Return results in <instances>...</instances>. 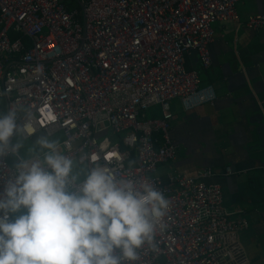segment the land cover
<instances>
[{"label": "built area", "instance_id": "2783aa9c", "mask_svg": "<svg viewBox=\"0 0 264 264\" xmlns=\"http://www.w3.org/2000/svg\"><path fill=\"white\" fill-rule=\"evenodd\" d=\"M238 1L0 0V115L13 110L17 123L0 155V188L19 161L43 164L48 150L27 160L19 147L12 151L42 132L86 175L103 167L136 187L149 182L168 199L152 245L127 264H251L239 237L249 220L223 205L211 168L196 176L157 172L176 155L170 101L190 110L215 98L184 67V55L193 50L209 67L212 25L238 22ZM246 26L264 28V14ZM152 105L161 116L144 118ZM75 176L74 186L85 177Z\"/></svg>", "mask_w": 264, "mask_h": 264}, {"label": "clouds", "instance_id": "9594fccd", "mask_svg": "<svg viewBox=\"0 0 264 264\" xmlns=\"http://www.w3.org/2000/svg\"><path fill=\"white\" fill-rule=\"evenodd\" d=\"M14 130L9 110L0 115V155ZM37 143L48 149L43 164L19 161L0 188V264H127L144 243L152 245L169 205L162 192L103 167L74 186L73 160L55 141Z\"/></svg>", "mask_w": 264, "mask_h": 264}, {"label": "crops", "instance_id": "0c3cea01", "mask_svg": "<svg viewBox=\"0 0 264 264\" xmlns=\"http://www.w3.org/2000/svg\"><path fill=\"white\" fill-rule=\"evenodd\" d=\"M235 11L238 22L212 25L209 67H201L193 50L184 55V67L197 72L200 85H211L215 98L190 110H184L178 99L170 101L169 134L177 146L176 155L158 165L157 172L196 176L211 168L215 173L211 181L220 185L223 205L242 209L249 220V227L239 237L251 264H264V178L260 168L264 154L252 160L246 153L252 124L260 114L264 116V28L251 30L246 21L251 15L264 14V0H240ZM149 110L152 116H161L158 105ZM226 166L234 172L224 175Z\"/></svg>", "mask_w": 264, "mask_h": 264}, {"label": "rangeland", "instance_id": "374dc122", "mask_svg": "<svg viewBox=\"0 0 264 264\" xmlns=\"http://www.w3.org/2000/svg\"><path fill=\"white\" fill-rule=\"evenodd\" d=\"M3 104H4V101L0 99V108H2ZM143 115H144V118H156L155 116H157V115L152 116L149 108L144 109ZM119 136H122V134H120ZM40 138L53 141V138L45 136L42 132L38 133L36 136L32 137L31 139L20 141L19 142V154L21 155L22 159L27 160L29 158L34 157L36 154H39L40 152L48 150V149H42L40 145L37 143V140ZM73 174L74 175L81 174V176L84 177L86 175V170H85L84 165L77 164L73 160ZM21 211H23V209H21Z\"/></svg>", "mask_w": 264, "mask_h": 264}, {"label": "water", "instance_id": "95a60500", "mask_svg": "<svg viewBox=\"0 0 264 264\" xmlns=\"http://www.w3.org/2000/svg\"><path fill=\"white\" fill-rule=\"evenodd\" d=\"M250 140L247 146V155H252V160H257L255 156L264 154V116L259 115L250 129Z\"/></svg>", "mask_w": 264, "mask_h": 264}]
</instances>
